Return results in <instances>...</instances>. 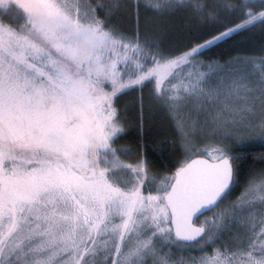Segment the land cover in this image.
I'll return each instance as SVG.
<instances>
[{
    "label": "snow or ice",
    "instance_id": "1",
    "mask_svg": "<svg viewBox=\"0 0 264 264\" xmlns=\"http://www.w3.org/2000/svg\"><path fill=\"white\" fill-rule=\"evenodd\" d=\"M253 139L264 0H0V264H264Z\"/></svg>",
    "mask_w": 264,
    "mask_h": 264
},
{
    "label": "trees",
    "instance_id": "2",
    "mask_svg": "<svg viewBox=\"0 0 264 264\" xmlns=\"http://www.w3.org/2000/svg\"><path fill=\"white\" fill-rule=\"evenodd\" d=\"M131 94L129 96H125L122 102H130ZM163 119L162 115L157 114L154 117V121L159 123ZM135 132L132 131L131 135L125 138V142H130L132 137H134ZM248 154L249 160H259V155L264 153V144H247L245 148L240 149ZM239 194L238 192L236 193Z\"/></svg>",
    "mask_w": 264,
    "mask_h": 264
},
{
    "label": "rangeland",
    "instance_id": "3",
    "mask_svg": "<svg viewBox=\"0 0 264 264\" xmlns=\"http://www.w3.org/2000/svg\"><path fill=\"white\" fill-rule=\"evenodd\" d=\"M248 144H264V143H262L259 139H253Z\"/></svg>",
    "mask_w": 264,
    "mask_h": 264
}]
</instances>
